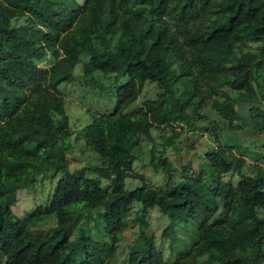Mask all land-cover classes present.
<instances>
[{"label": "trees", "instance_id": "trees-1", "mask_svg": "<svg viewBox=\"0 0 264 264\" xmlns=\"http://www.w3.org/2000/svg\"><path fill=\"white\" fill-rule=\"evenodd\" d=\"M81 55L82 77L94 70L125 77L113 108L90 113L81 127L98 161L95 175L68 169L70 129L57 89L72 80ZM146 81L155 96L123 112ZM206 105L226 127L249 130L252 146L225 142L208 120L205 168L174 181L165 155L154 161L150 149L164 184L127 189L140 138L168 128L161 139L170 147L193 119L206 117L198 112ZM260 161L264 0H0L1 264H108L134 205L137 233L122 264H264ZM245 162L250 173L241 172ZM47 171L59 175L45 202L13 215L16 191ZM225 173L234 183L221 181ZM152 208L167 219L162 234L189 228L190 242L163 257L144 232ZM45 217L54 220L47 232L28 230Z\"/></svg>", "mask_w": 264, "mask_h": 264}, {"label": "rangeland", "instance_id": "rangeland-1", "mask_svg": "<svg viewBox=\"0 0 264 264\" xmlns=\"http://www.w3.org/2000/svg\"><path fill=\"white\" fill-rule=\"evenodd\" d=\"M77 1L80 2L81 0ZM246 48L253 49L254 45L251 44ZM85 59V55L79 56L78 61L72 68V80L60 82L57 85V89L62 97L63 109L70 129L71 148L66 154L68 169L84 167L87 174L95 175L93 170L97 167L98 161L94 153L86 149L81 127L88 122L90 113H106L113 108L115 103L114 88L125 81V77H113L109 73H103L98 70H94L89 76L82 77L81 64ZM157 91L158 89L154 82L146 81L136 98L125 105L123 112L127 113L135 110L140 106L143 99L153 98ZM198 112L206 117L193 119L192 126L189 129H183L173 139L170 147L163 148L161 139V135L169 136L171 134L168 128H151L149 131L151 139L140 138L136 151L137 158L132 162L129 174L124 180L127 189L139 184L155 188L164 184L166 174L161 171H153L148 162L150 149L153 151L154 161L157 156L165 155L170 162V174L174 181L181 180L186 175H195L198 171L205 168L203 153L212 143L210 139L211 133H209V130H212V126L207 124L208 120L220 125L219 136L225 142L232 143L241 140L242 143L246 142L245 145L252 146L251 140L244 139L247 137L249 130L226 127V123L221 121L208 105L201 108ZM240 112L243 114L242 111ZM246 163L241 168L242 173H250V167ZM259 163L264 165L263 161ZM58 175L59 173L47 171L37 175L31 187L18 189L15 194V201L10 206L13 215L21 217L30 211L34 205L44 203ZM229 178L234 183L235 178L229 177L228 173L221 175V181ZM101 184L105 185L106 182L101 180ZM135 208L136 205L133 206V211ZM132 212L127 227L123 230L121 239L116 244L115 252L109 259L108 264H122L125 260L127 245L137 233V224ZM145 221L147 226L144 228V232L152 237L154 245L161 251L163 257H166L173 249L179 248L191 240L188 238L191 235L189 228L175 226L172 238L170 235L162 234L161 231L166 226L167 219L155 208L149 209ZM53 224V218L45 217L37 221L34 226H29L28 230L32 233L47 232ZM91 234L94 235L95 231L91 230ZM1 261L2 256L0 255V264Z\"/></svg>", "mask_w": 264, "mask_h": 264}]
</instances>
